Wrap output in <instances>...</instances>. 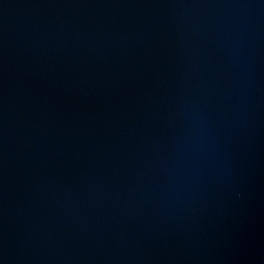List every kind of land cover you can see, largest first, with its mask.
I'll return each instance as SVG.
<instances>
[{
	"label": "water",
	"instance_id": "1",
	"mask_svg": "<svg viewBox=\"0 0 264 264\" xmlns=\"http://www.w3.org/2000/svg\"><path fill=\"white\" fill-rule=\"evenodd\" d=\"M0 264H264V0H0Z\"/></svg>",
	"mask_w": 264,
	"mask_h": 264
}]
</instances>
